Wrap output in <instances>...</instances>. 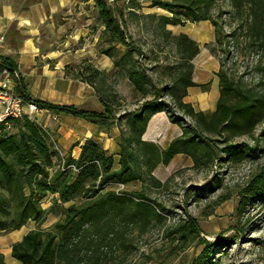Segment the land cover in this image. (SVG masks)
I'll return each mask as SVG.
<instances>
[{"label":"trees","instance_id":"1","mask_svg":"<svg viewBox=\"0 0 264 264\" xmlns=\"http://www.w3.org/2000/svg\"><path fill=\"white\" fill-rule=\"evenodd\" d=\"M227 1L230 8L228 21L223 19L224 13L216 0L150 1V6L169 12L170 17L160 16L163 26L209 21L214 28L215 38L209 50L218 59L223 55L217 72L220 96L215 110L205 116L195 113L191 105L182 102L186 88L194 85L191 60L198 52L197 44L183 34L173 37L183 69L169 85L157 88L151 85L146 69L128 59L132 53L141 57L143 54L126 33L123 9L109 5L106 0H94L104 33L110 41L128 50L122 59L124 62L114 58L112 46L101 50V54L114 58L115 69L123 68V63L126 65L124 70L133 90L145 96L150 83L153 95L123 115L129 117L128 134L120 138L118 170L111 169V155L92 139L84 141L78 158L74 159L70 153L60 155L49 140L47 131L27 117L9 120L8 124L16 129L15 133L8 132V127L0 123V233L18 230L31 221L37 223L35 229L12 244V258L21 264H108L117 252H131L133 241L130 234L133 229L138 228L143 233L153 221L161 223L164 220L158 213L159 206L147 196V191H157L165 187L166 182L154 179L151 171L159 162L165 164L174 154L186 150L178 140L172 141L163 151L152 143L141 141L147 121L155 112L165 111L173 123L183 128L187 126V133L190 130L192 138L201 137L197 142L187 139V154L193 157L195 167L200 168L220 160L223 152L209 135L220 136V142L225 143L235 137L250 135L264 121V56L257 55L254 59L252 71L256 83L251 85H247L243 77L233 80L223 64L229 47L241 48L245 54L264 53V0ZM225 25L233 26L232 31L226 32ZM2 68L17 70L16 64L8 57L0 62ZM89 70L93 78L87 76L82 81L92 86L94 76L101 72L93 66ZM16 92L38 109L80 118L101 128L111 126L117 119L114 110L99 93L102 112L54 105L32 98L21 78L17 81ZM163 95L169 98V102L162 100ZM228 95H232L236 102L229 103ZM185 117L189 120L186 121ZM198 144L204 145L207 154L202 164L197 163L195 155L190 153L197 149ZM248 152L255 155L257 147ZM135 180L143 184L139 191L112 187ZM48 196H52V204L43 209L41 204ZM239 196L241 208L251 199L264 205V164L250 176ZM76 197L78 200L74 201ZM55 205L61 206V218L48 229L38 227ZM184 230L187 238V225ZM188 231L199 239L198 244L202 246L189 264H212L215 251L223 253L231 241L223 234L213 241L200 239L194 221L190 222ZM241 231L232 236L234 240L241 238ZM0 264H5L1 253Z\"/></svg>","mask_w":264,"mask_h":264},{"label":"rangeland","instance_id":"2","mask_svg":"<svg viewBox=\"0 0 264 264\" xmlns=\"http://www.w3.org/2000/svg\"><path fill=\"white\" fill-rule=\"evenodd\" d=\"M106 1L111 6L123 9L126 33L143 54L141 57L132 53L128 59H132L138 67L142 65L146 69L151 85L157 88L169 85L183 69L173 36L166 29L167 25L163 26L160 20L162 15L170 17L169 12L150 6L151 0ZM92 3L94 0H81L78 9L73 6L66 14H60L54 21L53 32H42L39 37L40 44H51L57 50L56 57H65L68 64L62 69L64 77L88 86L90 85L82 81V78H93L89 70L92 63L89 60L94 52L101 54V50L112 46L114 58L124 62L122 59L128 51L121 44L109 40L104 33L98 10ZM219 8L224 13L223 19L228 21V1L221 0ZM232 28L233 26H224L226 32L232 31ZM228 49L223 64L230 77L235 81L243 77L247 85L256 83L252 64L257 55L264 56V53L245 54L241 48ZM114 58L108 57L111 61ZM220 58L223 59L222 54L219 61ZM40 65L37 63V67ZM48 65L50 70L55 71L51 64ZM124 67L126 65L123 63L121 69L116 68L109 72L100 69L101 73L94 76L93 85L90 86L96 95L99 93L104 98L117 117L135 109L134 106L141 105L153 95L150 83L145 96L133 90ZM162 100L169 102L165 95ZM227 101L235 103L236 99L228 95ZM29 120L44 128L54 148L60 155H66L57 143L59 131L68 125L61 117L41 110L34 113ZM6 130L10 133L16 132L10 124ZM209 136L223 149L221 159L202 165L198 171L187 169L185 175L167 181L165 187L157 191H147V196L159 206L158 213L164 220L161 223L153 221L143 233L138 228L133 229L130 234L133 241L131 252H117L108 264H189L202 249L198 244L199 239L194 238L188 231L191 221L196 223L200 239L213 241L223 234V237L231 240L223 253L220 250L215 251L212 264H264V205L251 199L241 208L239 196L240 189L245 186L250 176L264 164V121L250 135L235 137L225 143L220 142V136ZM253 147H257L255 155L248 152ZM77 200L78 197L74 199ZM42 204L48 209L52 199L46 197ZM61 214V206L55 205L40 228L48 229L61 218ZM186 225L187 238L184 234ZM33 227L35 224L30 223L23 230ZM240 230L241 238L236 241L232 236L239 234ZM7 233H0L2 244L9 242L10 235Z\"/></svg>","mask_w":264,"mask_h":264},{"label":"crops","instance_id":"3","mask_svg":"<svg viewBox=\"0 0 264 264\" xmlns=\"http://www.w3.org/2000/svg\"><path fill=\"white\" fill-rule=\"evenodd\" d=\"M80 2L81 0H0V36L4 37L1 51L4 57L12 59L16 64L17 72L30 97L54 105L102 112L103 106L99 97L90 86L64 77L62 69L68 64L65 57H56L57 50H54L51 44L39 42L42 32L50 33L55 30L54 21L60 14L70 11L73 6H77L78 9ZM166 29L173 37L183 34L198 46V52L191 60V81L194 85L186 88L182 102L191 105L195 113L200 112L208 116L215 110L220 96L217 76L220 63L218 57L209 50L215 38L214 28L209 21H198L168 25ZM39 56L40 59H37ZM89 61L98 70L103 69L107 72L115 70L113 62L105 55L94 52ZM37 63L41 65L37 67ZM48 64H51L55 71L50 70ZM43 111L61 117L64 123L68 124L64 130L59 131L60 137L57 139L64 153H70L71 157L76 159L84 141L92 139L103 151L111 155V169H119L121 150L119 142L122 135L128 134V116L123 117L121 114L111 126L101 128L70 115ZM185 120L188 121L189 118L185 117ZM140 139L154 144L161 151L166 150L172 141L178 140V144H183L186 150L184 153L174 154L167 163L159 162L155 166L151 175L157 181L167 183L185 175L187 169L200 170V167H195L193 157L187 154V139L197 142L201 141V137L192 138L191 131L188 130L187 133V126L183 128L173 123L165 111H157L150 116ZM203 146L198 144L197 149L190 152L195 155L196 162L201 164L206 161L207 156ZM143 176L145 177V174ZM112 187L139 191L143 188V184L135 180L125 184H115ZM48 197L52 198V196ZM41 206L45 209L43 204ZM30 223L35 224V227L24 231L23 228ZM36 227L37 223L28 222L18 230L8 232L9 242L2 244L0 241V253L5 264H21L11 257V246Z\"/></svg>","mask_w":264,"mask_h":264},{"label":"built area","instance_id":"4","mask_svg":"<svg viewBox=\"0 0 264 264\" xmlns=\"http://www.w3.org/2000/svg\"><path fill=\"white\" fill-rule=\"evenodd\" d=\"M216 1L220 5L221 0ZM3 41L4 37L0 36V62L4 58L1 51ZM19 78L17 70L0 69V123L6 127L9 126V120L19 119L23 116L30 119L34 113L41 111L35 105L24 101L16 92Z\"/></svg>","mask_w":264,"mask_h":264}]
</instances>
